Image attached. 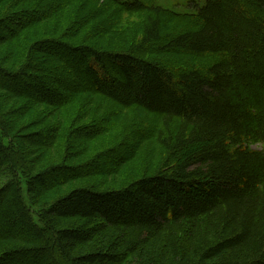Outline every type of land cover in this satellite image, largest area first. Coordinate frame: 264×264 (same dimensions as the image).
Here are the masks:
<instances>
[{
	"label": "trees",
	"instance_id": "16d2710c",
	"mask_svg": "<svg viewBox=\"0 0 264 264\" xmlns=\"http://www.w3.org/2000/svg\"><path fill=\"white\" fill-rule=\"evenodd\" d=\"M79 1L0 0L15 68L0 67V89L24 100L18 118L58 112L17 135L0 96V264H264V0ZM75 2L90 9L66 37L26 33ZM99 3L144 14L138 34L103 37L120 13L95 15ZM94 18L100 30L75 37ZM88 101L112 108L82 124ZM133 108L150 119L115 134Z\"/></svg>",
	"mask_w": 264,
	"mask_h": 264
},
{
	"label": "rangeland",
	"instance_id": "374dc122",
	"mask_svg": "<svg viewBox=\"0 0 264 264\" xmlns=\"http://www.w3.org/2000/svg\"><path fill=\"white\" fill-rule=\"evenodd\" d=\"M148 1H152L158 5H161L162 7L177 11V12H192L193 8L203 2V0H148ZM84 3V1H79V3ZM77 2H75L74 4H76ZM96 3V0L95 2ZM74 4L72 7H74ZM101 4V3H99ZM87 6V5H86ZM103 6V7H101ZM101 6H99V8H96L98 10H95V15H97V13H99L100 11L103 12L105 11L106 14L105 16H113V13H120L117 14V16L115 17H111L110 19H108L107 24L103 25L101 28H103L104 31H106V35H104L103 37H106L108 39L115 37V39H118L119 37H127L128 35L130 37H135L139 30L141 29L143 20H144V14H125L122 12L117 11V9H115V7H110L108 6L109 9L106 8V4H101ZM83 9V15L85 12V10L87 9V11H89L90 8H84L82 5L78 7V3L76 5V7L74 8L75 11L74 14L72 12V15H68L66 17H64L63 19L61 17H59L60 15H54L50 18H46L43 22H41L40 25L33 27L31 30H26V33H28L31 37H33V39H36L35 41H42V40H54V39H62V37H66L62 35L63 27L64 25H68V23L70 21L74 22L76 20L81 19L79 16L75 17L79 8ZM68 13V12H67ZM80 14V13H79ZM93 16V15H92ZM62 19V21H61ZM95 20H91L89 22V25L87 27L84 28V30H79L78 34H76L75 37H83L84 35H86L87 33L90 32V29H94V30H100V28L97 29L98 25L97 23H99V19L94 18ZM104 19V18H102ZM169 24H174V23H169ZM108 25V26H107ZM97 26V27H96ZM77 28V27H76ZM90 28V29H89ZM75 29V27H74ZM78 31V30H77ZM2 32H0V67H4L7 70H13L15 69L13 67L12 64L8 63L10 55H12L13 52V46L9 43V42H2ZM66 35V34H65ZM61 37V38H60ZM97 37V36H95ZM31 39V40H33ZM78 39V38H77ZM4 40V39H3ZM77 41V40H74ZM43 45H45L43 43ZM44 53L40 54V60L45 58V56H41ZM180 60H183L182 62L185 61H191L193 63H196V60H194L191 57H186L185 55H176L174 56ZM0 96L2 98H4V112H6L8 114V120L12 119L13 121L16 122L17 126H20L16 129L15 134L17 135H29L32 134L33 131H36L38 129H40V126H32L29 123L28 125H26L27 120H30V116L32 115V118H34V121L38 120L41 123H49L51 121L56 120V118L58 117V112H56L54 109L51 108H47L44 106H40V105H36L34 104V106H32V108H30V111L28 112V116L24 117V118H18L17 114H16V109L23 105L24 100H19L16 99L13 95H11L9 92H5L4 90L0 89ZM6 97V98H5ZM89 105L86 107H81L82 110L78 111V114L83 116L82 120L80 121V123H90L89 122V115H99V116H104V114L106 111H110L112 108V105H110L109 103H105L103 104L102 102H92V101H88ZM80 107V106H79ZM79 109V108H78ZM15 113V114H14ZM121 114L119 116L122 115V117H119V121H118V127H116L114 133L118 134L119 136H123L125 135H129L130 133H132L133 130H136V128L138 129L137 125L140 124L142 121H144L145 119H150V117H148L145 113H143L141 110L139 109H130L128 110H122V112H120ZM36 119V120H35ZM116 121V120H115ZM117 122V121H116ZM34 124L36 122H33ZM24 125V126H23ZM31 127V128H29ZM22 129V130H21ZM110 136V135H108ZM108 136L106 135L105 138H108ZM116 136V135H115ZM110 137H114V134ZM94 143H96L97 145L93 147L92 145V151H95L97 148L101 147V142H104V138H94L93 139ZM21 147L24 149H29L30 151H32L34 153V155L36 156L37 153V149L36 148H32V146H28L27 144H24L23 142H21ZM252 148H260V145L257 144H253L251 145ZM53 152H56L54 150H49L48 151V155L47 157L49 158H54V160H56L57 158H55V156L53 155ZM55 154V153H54ZM46 157V158H47ZM86 157V156H85ZM48 158L46 159V162H48ZM39 159V158H38ZM36 159V160H38ZM81 159H84L83 157ZM81 161V160H79ZM85 161V160H82ZM77 162L76 160H73L71 162L75 163ZM43 166L45 165L44 163L42 164ZM129 169L132 170L134 167L132 166V163L130 162L128 164ZM129 172V171H128ZM123 173V172H122ZM123 179L122 175H119V177L116 175L113 177V179H109L105 176H100L98 178L94 177L91 179H96L98 181H104L108 184H111L112 182H115V179ZM88 181V180H85ZM84 181V182H85ZM97 181V182H98ZM102 183V182H101Z\"/></svg>",
	"mask_w": 264,
	"mask_h": 264
}]
</instances>
